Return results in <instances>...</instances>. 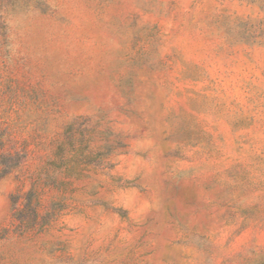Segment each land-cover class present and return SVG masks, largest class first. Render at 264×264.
Masks as SVG:
<instances>
[{
    "label": "rangeland",
    "instance_id": "rangeland-1",
    "mask_svg": "<svg viewBox=\"0 0 264 264\" xmlns=\"http://www.w3.org/2000/svg\"><path fill=\"white\" fill-rule=\"evenodd\" d=\"M0 264H264V0H0Z\"/></svg>",
    "mask_w": 264,
    "mask_h": 264
}]
</instances>
